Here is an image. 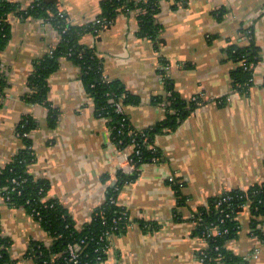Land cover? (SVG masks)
<instances>
[{
	"label": "crops",
	"instance_id": "1",
	"mask_svg": "<svg viewBox=\"0 0 264 264\" xmlns=\"http://www.w3.org/2000/svg\"><path fill=\"white\" fill-rule=\"evenodd\" d=\"M15 1V0H9ZM54 2L75 25L95 22L103 0H44ZM26 8L29 0H19ZM10 38L0 52L7 86L0 97V170L20 149L16 127L31 116L34 161L28 167L49 184L77 226L89 222L117 181L127 155L113 143L108 119L96 114L93 99L79 78L78 66L66 57L47 79V101L56 111L30 104L24 95L33 64L61 39L46 19L9 14ZM155 39L140 36L136 12L118 13L80 42L102 59L103 75L118 80L137 105L123 106L131 124L141 129L167 117L164 77L184 99L201 98L196 108L172 131L157 134L154 144L161 161L142 164L136 179L118 189L116 202L129 224L115 234L105 258L97 264H203L198 253L207 248L195 234L200 207L224 191L246 190L264 180V0H159ZM251 31L259 47L252 84L246 93L232 87L237 66L225 49L248 42ZM171 112H173L171 110ZM184 184L179 205L169 177ZM249 205L236 214L239 229L225 248L240 264H264L263 237L251 228ZM1 235L11 240V257L18 264H35L25 256L30 245H49L51 236L22 207L9 206L0 194ZM223 264V263H218Z\"/></svg>",
	"mask_w": 264,
	"mask_h": 264
},
{
	"label": "trees",
	"instance_id": "2",
	"mask_svg": "<svg viewBox=\"0 0 264 264\" xmlns=\"http://www.w3.org/2000/svg\"><path fill=\"white\" fill-rule=\"evenodd\" d=\"M29 3L23 9L19 0H0V52L10 38L11 26L8 16L11 13L23 18L36 17L48 20L59 31L61 39L58 45L52 48L51 53L44 54L34 62L27 79L30 91L24 95V99L30 104L47 106L48 124L54 127L56 111L47 101V79L58 68L61 57L70 59L79 68V78L93 99L96 114L108 119L112 141L122 150L127 146H133L134 151L130 157L134 170L128 173L119 168L116 184L108 189L105 202L94 211L89 222L77 226L59 200L48 195V182L34 177L29 172L28 167L34 161V154L32 140L26 133L31 132L36 123L31 116H24L16 127L21 147L0 170V194L9 206L22 207L31 213L51 236L52 241L49 245L34 242L26 252L25 256H31L35 264H72L67 261L65 251L68 243L79 245L81 248L82 256L78 264H97L106 256L103 251L105 242L100 240L101 235L109 229L114 230V235L118 234L129 224L126 210L116 202L118 189L136 179L142 164L162 160V152L154 144L155 136L174 130L196 108L201 98L180 97L174 90L172 81L166 76L164 90L169 94L154 96L152 102L164 103L167 117L144 128H135L124 111L116 110L115 104L137 105L141 101L140 97L131 94L118 80L107 79L103 75L102 59L92 48L80 42L84 34L95 32L100 26L95 22L85 25L70 23L65 13L60 11L54 2L29 0ZM135 8L143 10L136 15L138 34L155 39L160 28L155 22L159 0H103L99 18H103L106 24L116 14H127ZM246 34L248 36L246 44H232L225 49L228 59L237 63L236 68L231 71L230 78L233 89L240 93H246L251 86L250 79L253 73L251 65L254 66L259 60V47L255 44L251 31ZM6 86L7 81L0 73V97ZM169 183L175 191L178 204L182 205L184 184L177 178ZM246 204L251 210L253 232L263 237L258 227L264 219V180L246 190L224 191L212 197L207 206L199 208L196 218L200 221L194 232L207 243V248L200 255L203 264H240L241 259L225 248V242L235 237L239 229L236 214ZM210 228H215L221 234H211ZM11 245V240L0 234V264H18V261L11 257Z\"/></svg>",
	"mask_w": 264,
	"mask_h": 264
},
{
	"label": "built area",
	"instance_id": "3",
	"mask_svg": "<svg viewBox=\"0 0 264 264\" xmlns=\"http://www.w3.org/2000/svg\"><path fill=\"white\" fill-rule=\"evenodd\" d=\"M133 11H135L136 12V15H137V13L138 12H140V11H143L142 9H139V8H135ZM104 22H105V20L103 19V18H97L96 20H95V24H98L99 26H103L104 25ZM51 51H52V49L49 51V53H51ZM251 68H253V65H251ZM0 73H1V75L2 76H4V72L2 71V69H1V64H0ZM253 74V73H252ZM5 77V76H4ZM253 78H251L250 80H252ZM116 105V110L117 111H119V112H122L123 111V105L121 104V103H116L115 104ZM26 135L27 136H29L30 135V132L29 133H26ZM114 143V142H113ZM115 144V143H114ZM116 145V144H115ZM116 147L120 150V151H123L126 155H127V165L124 167V168H121L123 171H125V172H128V173H131L133 170H134V165L132 164V162H131V157H130V154L131 153H133V146L132 145H130V146H127L124 150H122V149H120L117 145H116ZM137 153V152H136ZM155 162V161H154ZM175 178H174V176H170L169 177V181H173ZM48 195H49V191H48ZM50 196V195H49ZM51 197V196H50ZM58 200V199H57ZM224 201L226 200V199H223ZM114 200H111V202H113ZM28 214L30 215V216H32V214L31 213H29L28 212ZM124 215H125V213H124ZM33 217V216H32ZM196 222H197V224L199 223V221H200V219L198 218H196ZM36 222L39 224V222L36 220ZM114 230H112V229H109V230H106L102 235H101V237H100V240H102V242H105V247L103 248V251L105 252V254H106V252H107V249H108V246L110 245V242H111V239H112V237L114 236V232H113ZM210 233L211 234H213V235H219V234H221V232L220 231H218V230H216L215 228H210ZM205 250V249H204ZM204 250H202V251H200L199 253H198V260L200 261V262H202L203 263V259L201 258V254H203L204 253ZM65 251L67 252V261L69 262V263H72V264H78L79 263V260H80V258H81V253H82V251H81V248L79 247V245H75V244H72V243H68L67 245H66V249H65Z\"/></svg>",
	"mask_w": 264,
	"mask_h": 264
},
{
	"label": "rangeland",
	"instance_id": "4",
	"mask_svg": "<svg viewBox=\"0 0 264 264\" xmlns=\"http://www.w3.org/2000/svg\"><path fill=\"white\" fill-rule=\"evenodd\" d=\"M0 232H2L1 228H0ZM3 233V232H2ZM1 234V233H0Z\"/></svg>",
	"mask_w": 264,
	"mask_h": 264
}]
</instances>
